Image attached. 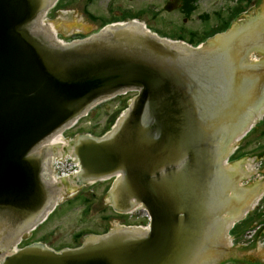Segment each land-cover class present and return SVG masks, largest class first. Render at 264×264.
<instances>
[{"label": "water", "instance_id": "1", "mask_svg": "<svg viewBox=\"0 0 264 264\" xmlns=\"http://www.w3.org/2000/svg\"><path fill=\"white\" fill-rule=\"evenodd\" d=\"M51 3L0 0V213L9 212L17 222L9 240L39 223L54 203L41 178L49 157L47 149L38 150L43 141L104 98L131 89L139 95L115 130L100 140L80 137L74 152L82 164V180L122 171L113 188L119 209H128L131 198L142 201L153 216L152 230L119 228L60 253L32 245L1 264H209L205 258L213 254L212 240L227 224L221 200L228 201L230 190L236 189L225 181L221 189L227 195L218 196L219 182L226 170L244 171L246 165L223 166L232 151L229 145L237 142L235 135L251 123L243 82L232 70L231 79L225 80L224 70L210 55L197 59L187 47L136 24L60 46L38 23ZM75 14L74 19L89 21L83 11ZM67 20L55 21L60 33L70 25ZM49 25L57 30L54 23ZM225 59L238 66L239 57ZM262 78L247 97L261 99L264 72ZM236 84L241 91L229 95ZM226 101L241 105L234 104L233 121L225 117L221 122ZM237 197L244 201V192ZM73 202L60 204L54 212ZM35 239L36 232L28 240ZM236 248L244 252L240 245Z\"/></svg>", "mask_w": 264, "mask_h": 264}, {"label": "rangeland", "instance_id": "2", "mask_svg": "<svg viewBox=\"0 0 264 264\" xmlns=\"http://www.w3.org/2000/svg\"><path fill=\"white\" fill-rule=\"evenodd\" d=\"M167 0H71V5L75 11H82L83 6L87 3V6L91 12L101 16V18H111L112 13L109 11V4L112 3V7L117 9L118 7L133 11L148 9V13L142 18L146 24H150L152 29H156L161 32L172 33L173 25L169 23L173 18H177L178 14L173 13L172 16L166 13L164 5ZM217 0H203L200 2V10L205 8H217L220 1ZM216 3V4H215ZM119 9H117V12ZM180 15V14H179ZM56 16V15H55ZM181 16V15H180ZM58 21V19H55ZM182 21V19H181ZM128 97V96H127ZM127 97H121L116 100L106 102L100 107L91 112L88 118H85V122H80L79 128L74 132L91 131L97 135H100L108 125V120L114 112L123 106ZM260 128H256L253 137L246 141H255L259 134ZM260 143H264V138ZM255 145L246 146L247 150H251ZM264 159V158H263ZM110 182H105L98 186L93 187L92 192L96 193V200L91 203V209L84 211V205L82 202H78L72 209L74 202L53 212L49 218L48 225L36 231V239H42L44 242L51 243V245L57 247V249L63 246H69L71 243L76 244V234L85 230H97L104 231L112 223H119L120 220L125 223H137L139 220L135 218H128L117 216L108 205L106 195L104 194ZM86 192V194H88ZM106 204V205H105ZM264 211V205L257 208L255 213ZM255 214L253 215V218ZM253 218H249L246 222L247 225H251ZM264 239V238H263ZM261 239L260 242L263 240ZM251 237L243 236L241 243L250 242ZM242 245V244H241ZM244 252H264V244L257 242H251L249 245L241 246ZM260 248V249H259ZM264 258V256L262 257Z\"/></svg>", "mask_w": 264, "mask_h": 264}, {"label": "flooded vegetation", "instance_id": "3", "mask_svg": "<svg viewBox=\"0 0 264 264\" xmlns=\"http://www.w3.org/2000/svg\"><path fill=\"white\" fill-rule=\"evenodd\" d=\"M254 264H264V263L262 261L256 259Z\"/></svg>", "mask_w": 264, "mask_h": 264}]
</instances>
